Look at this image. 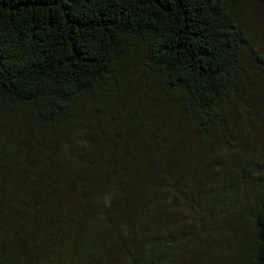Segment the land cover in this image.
Wrapping results in <instances>:
<instances>
[{
  "label": "trees",
  "instance_id": "1",
  "mask_svg": "<svg viewBox=\"0 0 264 264\" xmlns=\"http://www.w3.org/2000/svg\"><path fill=\"white\" fill-rule=\"evenodd\" d=\"M235 1L0 0V264H154L180 199L192 245L229 216L236 263L264 264L241 138L264 129V51Z\"/></svg>",
  "mask_w": 264,
  "mask_h": 264
},
{
  "label": "rangeland",
  "instance_id": "2",
  "mask_svg": "<svg viewBox=\"0 0 264 264\" xmlns=\"http://www.w3.org/2000/svg\"><path fill=\"white\" fill-rule=\"evenodd\" d=\"M228 12H232L234 14L232 19H235L238 24L244 27L248 37V46L253 47L259 52L264 51V7L253 0H236L234 3L229 4ZM102 102L105 103L106 108L115 106L110 97L105 98V101L102 100ZM112 108L115 109V107ZM243 133L241 137L243 139L242 153H246L243 155L245 159L250 157L258 158V156L254 155L255 152H259L262 155V160L259 161L258 167L263 171L261 177L264 184V129H255L252 134ZM214 144H211L213 151L218 149ZM233 223L229 216L226 219L214 221V225L210 226L211 244L209 246H201L199 242H195L192 245V240H187L186 237L188 236L184 233L187 229L193 228L190 219V209L185 204L183 205L180 199L178 220L174 221L170 228L166 227L170 223L159 226L153 232L155 239L151 238L148 240L150 245H154V260L152 259V261L154 264H237L236 260L242 252L243 247L241 244H238L237 234L234 233L233 229L235 226H237V230L238 228L248 227V222L242 224L239 220L237 223V219H234ZM216 227L217 229H213ZM232 230L233 232L231 233L230 231ZM161 231L168 232L169 236H158L157 234H161ZM228 232L231 233V236L228 235ZM167 240L178 241L179 243L173 244V249L169 250V247L164 244ZM177 245H180L179 250H184V253L175 251ZM216 248L228 252L219 255L218 258H214L211 252ZM125 261H127L126 257L122 256L119 250L114 249L105 258H100L98 264H125Z\"/></svg>",
  "mask_w": 264,
  "mask_h": 264
}]
</instances>
